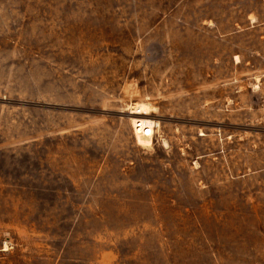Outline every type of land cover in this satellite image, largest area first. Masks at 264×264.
<instances>
[{"label":"rangeland","instance_id":"374dc122","mask_svg":"<svg viewBox=\"0 0 264 264\" xmlns=\"http://www.w3.org/2000/svg\"><path fill=\"white\" fill-rule=\"evenodd\" d=\"M0 264H264V0H0Z\"/></svg>","mask_w":264,"mask_h":264},{"label":"bare ground","instance_id":"6f19581e","mask_svg":"<svg viewBox=\"0 0 264 264\" xmlns=\"http://www.w3.org/2000/svg\"><path fill=\"white\" fill-rule=\"evenodd\" d=\"M133 115H142L146 116L148 113L146 112V106L143 104H138L135 107V110L132 112ZM133 124L135 126V133L137 134V138L139 143H144L145 145L151 144V137L154 132L153 127L154 123L146 118L136 117L132 118Z\"/></svg>","mask_w":264,"mask_h":264}]
</instances>
